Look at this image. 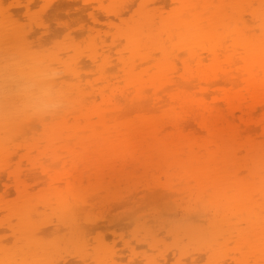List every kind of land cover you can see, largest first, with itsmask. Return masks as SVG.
<instances>
[{
    "label": "bare ground",
    "instance_id": "6f19581e",
    "mask_svg": "<svg viewBox=\"0 0 264 264\" xmlns=\"http://www.w3.org/2000/svg\"><path fill=\"white\" fill-rule=\"evenodd\" d=\"M23 1L17 3L19 10L24 13H21L22 18L26 13L28 19L35 22L34 27L36 25L39 27L38 29L34 28L32 33L37 29L38 34L46 35L49 31L44 24L46 23L44 21L47 20H44L45 16L42 18L39 15L43 20L42 24H39L38 18H32L36 15L30 16V7L35 6L39 0ZM50 1L42 0L44 4H50ZM140 1L141 7L137 9L138 16L133 17L132 15L134 19L131 17L132 19L130 18L129 21L124 19L127 18L124 15L136 4V0L82 1L89 8L99 5L102 12H105L104 20L105 18L118 20L119 24L121 23L118 24L121 27L118 28L119 40L122 37L121 39L124 38L127 41L125 48H121L123 51L121 49L118 51L121 55L120 58L115 60L110 51L113 47L110 50L105 47L108 51L104 47L100 48L101 50L95 47L97 43H95V38L100 35L99 32L91 39V35H88L87 44L91 45L89 49L93 50V54L87 53L88 56L85 54L87 59L90 57V60L97 65L98 71L103 70V74L106 73L103 76L106 78L108 74L107 78L111 77L110 80L113 78L118 81V73H124L126 83L122 87H115L112 79L111 86L102 85L99 87L96 85L90 91L89 83L82 84L83 79L81 81L79 76L80 63L86 57L82 56L81 58H85L81 60L78 55H81V49L79 50L76 45L69 42L71 38L68 39L70 50L63 48L67 47L63 45L59 52L60 54L63 52L62 57L58 53L49 54L52 58L54 56L55 62L57 61L56 66L60 65L58 68L48 67L46 62L40 61L43 55L41 59L46 61L45 54L48 53L45 52L52 50H46L44 45L42 47L46 51L42 50L43 55L38 54L40 58L38 56L31 58L32 53L34 54V44H29L28 41L32 39L26 32L29 27L27 28L25 23L19 24V21L24 22V19L19 17L20 14H14L17 13V8L16 11L11 9L12 6L10 9L6 8V3L3 6L5 0H0V41H2L0 50L3 48L2 45L5 46L3 48L5 53L4 50L2 51L4 56L1 57L0 51V156L2 157L5 153L8 155L4 157L11 159L12 152L17 155L18 150L14 148L17 139L23 141L21 144L17 143V149L19 146V149L28 146V144L24 145L26 142L23 139L31 130L25 127H31L28 121L35 118L39 125L41 124L39 122H42L41 132L46 133V140L48 139L50 143L48 151H51V156H53L48 160H44L47 159L44 156L41 157L43 160L41 158L36 160L38 161L36 166H32L30 163H28L29 165L25 164L24 170L20 169L22 165L21 167L16 166L18 162L13 164L9 159L0 157V160H4V163L0 161L4 164L0 163L2 166H0V174L5 172L2 177L7 173L5 177L8 178L4 184L6 189L19 192L18 196L21 195L20 193L27 192L19 197V199L27 197L25 203L21 200L24 205H21L19 199H16L17 203L11 206V202L4 197V200L2 198L0 200V213H5L0 215L2 218H0V226L2 229L9 226V229L14 233L12 246L10 242L9 244L7 242L8 245L3 242V237V239L0 238V264H53L54 261H49V263L46 261L54 260L56 253L59 255L65 246V250L67 247L69 248L68 244L77 248L67 249L69 252L71 249L81 250V254H84L85 257L95 254L94 251L99 248L98 246L102 242L97 244L98 248L96 245H87L86 234L88 233L86 231H92L94 221L90 225L92 222L90 216V220H84L86 218L85 208L83 209L82 205H91L89 207L92 211L95 201L99 202L105 197L104 199H107L108 202L116 193L111 189L114 188L117 191L118 188L120 190L119 185L122 183L124 184L122 187H125L126 190L141 188L143 192L144 190L145 192L149 191V184L143 180L149 178L147 183L153 181L154 184H161L158 179L161 175L158 176L159 173H156L158 171L166 180V185L162 186L161 192L187 194L195 206H193L194 212L200 215L208 207H213L223 219L222 227L218 233L212 224L205 228L193 222L187 224L186 227L182 226L183 229L185 228L184 232H179L181 228H177L179 230H174V232H182L189 238L188 241L192 237L196 238V243L201 246L206 242L205 246L210 245L213 250L218 252H224V247L230 246L228 244L235 240V245L239 246L237 243L240 242L242 244L240 246H243V250L240 252L242 258L235 255L239 257V261L238 259L232 260L235 264H264V0ZM104 2H107V5ZM36 4L39 9L41 2ZM8 5L10 6V4ZM145 5L146 8L143 9ZM170 5H173L172 10L168 13L164 12L166 6ZM101 10L98 9L100 12ZM16 16L19 17V20L15 18ZM39 16L37 14V17ZM48 17L50 20L52 19L49 14ZM94 21L97 24L100 22L96 17ZM110 21L113 22L112 19ZM48 24L49 22L47 26ZM38 34L36 35L38 37L33 36L35 42L33 40L32 42L37 44L36 40L39 41L38 45L41 47L40 41L43 37L41 38ZM102 43L103 41H101ZM14 48L18 51L13 52ZM30 48H32V53ZM56 48L55 50H57ZM63 49L68 51L65 50V52ZM98 50L102 55L100 51V54L97 53ZM16 52L17 55H15ZM123 52H128L129 56H123ZM52 54L58 56L57 59ZM123 57L124 59H122ZM41 62L45 64L41 66ZM118 69H121L122 72L119 70L117 73ZM64 74L70 78H76L79 82L71 83L72 81H69L70 78H68L66 81L70 83H67L64 81L66 77L64 76L65 83L63 84L61 75ZM58 76H61V80L58 78L60 82L56 79ZM110 83L108 81V84ZM110 89L116 93L114 94L116 98H110L104 106H99L95 102V96L98 94L103 97ZM69 92H72L73 97L68 95ZM110 93H106V95L108 94L109 97ZM74 96H78V98H74ZM84 99L92 100L87 103ZM73 101L75 104H72ZM70 116L71 119L68 118ZM49 119L50 121L47 123L46 120ZM41 132L36 133L39 138L42 137ZM31 136L28 135L27 138H32ZM25 140L27 143L30 141V139ZM5 142H8V145ZM11 147L17 153L15 150L12 151ZM42 150L40 151L42 152ZM62 150H65V154H58L54 157L55 151ZM32 153H29L30 157L26 160L33 159H31ZM37 153L42 155L43 152L36 151L35 154L37 155ZM13 154L12 156H14ZM23 156L16 157L14 161ZM37 158L38 156H35L34 159ZM37 170L50 176V178L46 177L50 179L48 184H43L48 179L43 178ZM32 171L35 173L33 174ZM36 172L38 176L39 174L42 176H39L41 181H36L38 179L35 178L36 182H33V187L27 180L30 186H26V184V187L22 186V184L24 185L22 177L28 176L31 179V175H35L33 178L38 177ZM22 173L25 175L21 177ZM87 174L93 177L89 180L99 178L101 180L109 175L111 182L107 186L103 182L91 184L87 182ZM150 179L151 181H149ZM40 182L42 186L39 185ZM37 185L42 188L38 187L35 192L38 190V192L47 194L44 197L42 193H36L41 197L36 195L37 200H35V195H31L35 192L30 188H35ZM48 185L51 188L45 187ZM84 185L89 188L87 191ZM99 187L104 189L99 192L96 190ZM24 188L26 191H23ZM48 190L51 192L50 195ZM92 190L94 191L92 192ZM8 191L7 193L10 192ZM103 191L104 194H102ZM156 192V195L159 193L158 196L163 195L160 191ZM7 193L4 194L7 196ZM107 193H110L111 197ZM91 195L92 197L97 196L96 200L94 197L95 201L91 202L93 200ZM164 195L165 198L170 196ZM158 196L155 197L168 200L162 199L164 196L160 198ZM89 197L91 198L90 203ZM114 198L117 199V196ZM3 202L7 203L6 207ZM40 209H46L44 211L47 213L53 211L51 214L60 222L58 224L68 228L67 230L61 228L63 232L67 231V234H64L62 230H55L54 233L61 234L55 233L53 242H50L46 233L44 235L43 224H41L48 215L45 214L46 218H41L44 214L41 215L40 212L43 211ZM48 209L49 211H47ZM87 211L89 214L90 211L88 209ZM82 220L91 221L87 222L91 226L88 228L89 230H85L87 225L82 227L83 223L87 224ZM9 229L7 227V230ZM56 229L58 230V228ZM68 232L76 236L72 237ZM62 233L68 241L64 239L66 241L64 243H67L68 246L62 242L64 246L60 248L59 243L64 238ZM84 235H86V239H84ZM60 238L62 239L60 240ZM98 240L100 239L98 238ZM55 242L58 244V248ZM155 244L150 245H154L155 250H158L159 253L160 247L157 243ZM93 247H96L94 251ZM101 247L103 251L102 249L101 252L96 251V258L94 255L87 257L100 260L97 258L98 252H103L106 257L109 255L107 251L112 250L109 253L117 251L106 245ZM175 248L178 250V247ZM249 250L250 252H248ZM51 251L52 254H50ZM223 252L219 253V256L223 257ZM47 253L51 258L47 257ZM112 254L117 255V253ZM112 254L109 255L110 259L112 257L115 259L116 256L114 257ZM79 255L76 256L79 257ZM100 255L99 257L103 261L104 258ZM162 255L161 253V257ZM113 258L111 262L115 264L117 258L115 261ZM95 259L90 261L94 263ZM163 259H165L164 255ZM224 259L221 260L226 261ZM83 260L85 261V259ZM151 261L148 263L162 264L156 259ZM62 263L60 261V264ZM55 264H59V262Z\"/></svg>",
    "mask_w": 264,
    "mask_h": 264
},
{
    "label": "rangeland",
    "instance_id": "374dc122",
    "mask_svg": "<svg viewBox=\"0 0 264 264\" xmlns=\"http://www.w3.org/2000/svg\"><path fill=\"white\" fill-rule=\"evenodd\" d=\"M8 3H7V2ZM23 1V0H22ZM26 1V0H25ZM38 1V0H37ZM70 0H68V2H66V0H51L49 3L50 4H44L43 2H42V0H39V2H36V3H40L41 2V6H39V9H38V4H36L35 3V6L34 5H32L31 7H30V16H33V15H36V16H33L32 18H38V20H40L39 21V24H42V22H43V20H41L44 16H45V18H44V20L45 19H47V20H45L44 22H46V23H44L45 24V26L48 28V33L46 34V35H43L42 36V34H38L39 32H37L38 30V26L36 25V27H37V29H35V32H33L32 33V30L34 29V28H36V27H34V25L33 24H35V22H33L31 19L29 20L28 19V17L26 16V13H25V15H24V17L22 18V14H24L23 12H22V10L20 11L19 10V7H17V3L18 2H21V0H5V2H4V4H3V6L5 5V3L7 4V6H5L6 8H11V6H12V10L13 9H15L14 11H16V8H17V13H14L15 15H18V14H20V16L19 17H21V19H24V22L22 21V20H20L19 21V24H24L25 23V25L27 26V28L29 27V29H28V31H30V29H31V31L30 32H28V31H26L30 36V38H32V39H30V40H28L29 41V44H34V54L32 53V48H30L31 50V53H32V56H31V58H37V56H38V54L40 55H43L41 52H42V50H45V46H46V50L48 49V50H50V49H52V50H55V48L57 49V50H55L54 52H52V50H51V52L49 51H44L45 53H48V54H45V58L47 57V60L45 61L44 59H41L39 56V58H40V61H42V62H46V64H47V66L48 67H51V68H58L57 66H56V62L54 61L55 60V58H54V56H53V58L52 57H50V55H51V53H58V54H60L59 52H61L60 50L62 49V47H63V45L64 46H67V47H63V48H68L69 49V47H71V46H68V43L69 42H71V44L72 45H76L77 47H78V49L80 50L81 49V55L80 54H78L79 56H80V58L82 57V56H85V57H83V58H81V60L83 59L84 60V58H85V60L84 61H81V63H80V72H79V76L81 77V81H82V79H83V82H81L82 84H85V82H88L89 83V90L90 91H92L93 90V86H96V85H98L99 87L101 86L102 87V85H110L111 86V83L110 82H112L113 80V86H115V87H122V86H124L126 83H125V81H124V79H125V77L123 76V74L124 73H118V71L119 70H121V69H118L117 70V73L119 74H117L118 76H119V78H118V81H116L115 79H111L110 80V78L111 77H108L107 78V76H108V74L106 75V78L103 76V75H105L106 73H104L103 74V70L101 71V70H99L98 71V67H97V65L96 64H94V62L93 61H91L90 60V57H88V59H87V53L88 54H93V50H90L89 49V47L91 46L90 44H87L88 43V40H89V36L88 35H91V37H90V39L92 38V36H93V38L95 37V36H97L98 34V32H99V36H97L95 39H96V41H95V47L97 48V49H100V48H105V47H107V48H109V50H110V48H112L110 51L112 52V55L114 56L113 57V59H119L120 58V54H119V49H121V48H125V46L127 45V41L123 38V39H121L120 38V40H122V41H120L119 40V37H120V35H118V34H120V33H118V28L120 27V26H118V24H119V21L118 20H114V18H109L110 20L112 19V21L113 22H115L114 24H112L113 22H111L110 20H108V19H106L105 18V20H104V16L106 17V15H105V12L103 13L102 12V10L99 8V5H97L96 7H94V6H91V7H93V8H89V7H87L85 4H84V2L82 3V1H84V0H71L70 2H69ZM79 1V2H78ZM80 1H81V4H80ZM24 2V1H23ZM43 3V4H42ZM86 3V2H85ZM105 3V5H107V2H104ZM136 4L134 5V6H132V8L131 9H133V10H129L128 11V13H126V15H124V16H127V18H129V19H127V18H124V19H126V20H131L133 17H137L138 16V10L137 9H139L140 7H141V1L140 0H136V2H135ZM8 4H10V6L8 5ZM53 4H55V5H53ZM75 4V5H74ZM76 4H78V5H76ZM134 4V3H133ZM37 5V6H36ZM52 5V6H51ZM105 5L103 6V8L105 7ZM43 6V7H42ZM57 6V7H56ZM83 6H86V7H83ZM50 7V8H49ZM52 7H54V8H52ZM72 7H74V9H71ZM77 8H79V9H77ZM97 8V9H96ZM144 8H146V5L143 7V9ZM172 8H173V5L171 6H166V8H165V10H164V12H166V13H168V12H170L171 10H172ZM32 9V10H31ZM98 9L99 10H101V12L100 11H98ZM48 10H52L51 12H52V15H51V12L50 11H48ZM56 10V11H55ZM43 11V12H42ZM46 11V12H45ZM18 12H20V13H18ZM45 12V13H44ZM56 12V13H55ZM99 12V13H98ZM130 12V13H129ZM134 12H136V13H134ZM22 13V14H21ZM134 13V14H133ZM37 14H38V16L39 15H41L42 16V18H41V16H39V17H37ZM44 14H47V15H44ZM48 14L51 16V20H50V17H48ZM132 15H133V17H132ZM26 16V17H25ZM48 18H47V17ZM18 17V18H19ZM96 17V18H98L99 19V24H97L95 21H94V18ZM113 17V16H112ZM132 17V18H131ZM16 19H18L17 18V16L15 17ZM131 18V19H130ZM116 19V18H115ZM134 19V18H133ZM19 20V19H18ZM108 20V21H107ZM117 21V22H116ZM49 22V24H48V26H47V23ZM56 22V23H55ZM110 22V23H109ZM109 24H111V25H109ZM121 24V23H120ZM119 24V25H120ZM49 25H50V27H49ZM25 26V27H26ZM117 26V27H116ZM123 28H124V26H122ZM121 28V27H120ZM122 28V29H123ZM26 30V29H25ZM37 30V31H36ZM89 30H91V31H89ZM34 31V30H33ZM37 32V34L38 35H40V37L42 38L41 39V41H40V45H41V47L38 45L39 44V41H37L36 40V42H37V44H35V43H33V42H35L34 41V38H33V36H36L37 34H35L34 35V33H36ZM120 32V31H119ZM36 37H38V36H36ZM35 37V38H36ZM47 37V38H46ZM69 38H71L70 40L71 41H69L68 39ZM114 38V39H113ZM32 40H33V42H32ZM72 40H74V41H72ZM46 41V45L44 44V42ZM65 41V42H64ZM69 41V42H68ZM101 41H103V43L101 44ZM1 42V44H2V41H0ZM30 42H32V43H30ZM64 42V43H63ZM63 43V44H62ZM66 43H67V45H66ZM0 44V45H1ZM62 44V45H61ZM70 44V43H69ZM44 45V47H42ZM123 45H124V47H123ZM30 46H33V45H30ZM2 47L3 48H5V46L4 45H2ZM41 49H40V48ZM115 47V48H114ZM1 49L0 51H1V57H2V55L4 56V54L2 53V51L4 50V49ZM16 48H18V47H16ZM43 48V49H42ZM107 48H105L106 50H107ZM17 51H18V49H16ZM15 50V48H14V51L13 52H15L16 51ZM41 50V51H40ZM64 50V49H63ZM62 50V51H63ZM66 50V49H65ZM64 50V51H65ZM70 50V49H69ZM101 50V49H100ZM100 50H98L97 51V53L98 54H100L101 53V51ZM106 50H104V52H106ZM122 50V49H121ZM66 51H68V50H66ZM65 51V52H66ZM99 51H100V53H99ZM108 51V50H107ZM123 51V50H122ZM4 53H5V50L3 51ZM65 52H64V54H65ZM63 53V52H62ZM60 54V57H62L63 56V54ZM50 54V55H49ZM55 54H52V55H55ZM76 54V53H75ZM87 56H86V55ZM15 55H17V52L15 53ZM26 55V54H25ZM24 55V56H25ZM34 55V56H33ZM101 55H102V53H101ZM19 56V55H18ZM21 56V55H20ZM123 56H129V53L127 52V53H125V52H123ZM16 57V56H15ZM25 57H27V56H25ZM55 57H56V59H57V57L58 56H56L55 55ZM102 57V56H101ZM20 58V57H19ZM28 58V57H27ZM38 58V59H39ZM50 58H52V59H50ZM15 59H17V57L15 58ZM21 59V58H20ZM122 59H124V57L122 58ZM41 62V66H43L42 64H45V63H42ZM55 62V63H54ZM85 66V67H84ZM179 66V64L177 65V67ZM44 67H46V65H44ZM143 68V67H142ZM138 70H140V69H138ZM102 72V73H101ZM121 72H122V70H121ZM85 73V74H84ZM101 74V75H100ZM122 76H121V75ZM61 76H63L62 77V80L60 79L61 78ZM61 76H58L56 79H60L61 81H63V78H64V76H66L65 78H64V81L65 82H67V83H70L69 81H72L71 83H78L79 81H77V79L76 78H70V77H68L67 75H61ZM85 76V77H84ZM121 76V77H120ZM105 79H104V78ZM68 78H70V80L69 81H66V80H68ZM58 79V80H59ZM117 79V78H116ZM60 80H59V82H60ZM62 82L63 84L65 83V82ZM105 81H106V84H105ZM108 81H109V83L110 84H108ZM58 82V83H59ZM60 84V83H59ZM86 86V85H85ZM87 89V88H86ZM88 90V91H89ZM89 91V92H90ZM109 92H111L110 94H109V97H108V94L106 95V93H109ZM70 93V92H69ZM68 93V95H70V97H73L72 95H71V93L69 94ZM106 93L103 95V97H101L100 95H96L95 96V102L99 105V106H104L105 104H106V102L110 99V98H116V97H114L115 95L114 94H116L115 92L113 93L112 92V90L110 89V91H106ZM73 95H76V94H74L73 93ZM105 97V98H104ZM74 98H78V96L76 97V96H74ZM87 99H88V97H87ZM87 99H84V100H86V102L88 103H90V101L92 100H87ZM90 99V98H89ZM94 99V98H93ZM71 100V99H70ZM76 100V99H75ZM74 100V101H75ZM72 101V100H71ZM74 101L72 102V104H75L74 103ZM78 101H80L79 99H78ZM77 102V101H76ZM77 104V103H76ZM47 118H49L48 116H47ZM46 118V119H47ZM68 118H72L71 116L70 117H68ZM95 120V119H94ZM97 120V119H96ZM95 120V121H96ZM38 120L35 118V119H33V120H29L28 122H30V123H28L29 124V126L31 125V127H28V126H26L25 128L26 129H30L31 131H30V133L28 134V135H35L34 137H32V138H27V136H26V138H21V139H23L25 142V144L24 145H27L28 144V146H26V147H21L22 149H19V147H18V149L16 148V146H17V143H19V144H21L23 141H18L19 139H17V141H16V143L14 144L15 145V149L16 150H18L17 152H18V154L16 155V154H13V152L12 151H14L13 150V148H12V151H11V149L9 148V150L12 152V154L14 155V156H12V154L10 153V151H9V153L11 154L10 155V157H11V159L10 158H5L4 156L5 155H8V154H5L4 153V155L1 157V159L2 158H5L6 160H8L9 159V161H12L13 162V164L14 163H16V162H18L17 163V165L16 166H20L21 167V165H22V167L20 168V169H22V170H24L25 169V166L26 165H29L28 163H30V164H32V166L33 165H35L38 161H36V160H39L41 157L43 158V156H44V158H47V159H44V160H48V159H50L51 157H53V156H51L52 155V153H51V151H48L49 150V146H48V144H50L49 142H48V139L46 140V133H43V132H41L42 130H41V124H42V122H39V123H41L40 125L38 124V122H37ZM40 121V120H39ZM46 121H48L47 123H49V121H50V119L49 120H46ZM44 122H45V120H44ZM43 122V123H44ZM53 122V121H52ZM26 123V124H27ZM47 123H45V124H47ZM27 124V125H28ZM52 124V123H51ZM33 125H35V126H33ZM24 126V125H23ZM40 126V127H39ZM48 126H49V124H48ZM47 126V127H48ZM28 127V128H27ZM25 128H23V129H25ZM40 129V130H39ZM37 131H39V132H41L40 133V135H42V137H38L37 135H36V133H37ZM38 132V133H39ZM26 133H27V130H26ZM37 133V134H38ZM45 134V135H44ZM44 136V137H43ZM13 137V136H12ZM17 137V136H16ZM25 137V136H24ZM38 137V138H37ZM14 138V137H13ZM19 138V137H18ZM43 138V139H42ZM25 139H30V141H29V143H27V140H25ZM47 141V142H46ZM30 142H31V144H30ZM6 143V142H5ZM8 143V142H7ZM6 143V144H7ZM13 143V142H12ZM5 144V145H6ZM22 144V145H23ZM30 144V145H29ZM8 145V144H7ZM10 145V144H9ZM21 145V146H22ZM33 146V147H32ZM34 146H36V148H38V149H36V148H34ZM7 147V146H6ZM28 147V148H27ZM33 148V149H32ZM44 148V150H42ZM7 149V148H6ZM25 149V150H24ZM30 149H32V150H30ZM36 150L37 152H40V153H42V155L41 154H39V153H37V155L35 154L36 153V151H33V150ZM16 150H15V152H16ZM40 150H42V152L40 151ZM8 151V150H7ZM20 151H23V152H20ZM32 151H33V153L35 154H33L32 153ZM65 150H62V151H55L56 153H55V155H54V157L56 156V155H58V154H62L63 155V153L65 154V152H64ZM16 152V153H17ZM7 153V152H6ZM29 153H32V155L33 156H31V161H30V159L29 160H26L28 157H30V154ZM51 153V154H50ZM50 154V155H49ZM53 154H54V152H53ZM23 156V155H25V156H23V157H21L20 159H16L15 161H14V159L17 157H19V156ZM39 155H41L40 157H39ZM35 156H38V158L37 159H34L35 158ZM41 158V159H42ZM43 160V159H42ZM52 160V159H51ZM50 160V161H51ZM0 161H2V160H0ZM4 161V160H3ZM2 161V162H3ZM33 161V162H32ZM53 161V160H52ZM2 162H0V163H2ZM4 163V162H3ZM2 163V165H4ZM49 163V162H48ZM12 164V163H11ZM26 164V165H25ZM1 166V165H0ZM18 166V167H19ZM36 166V165H35ZM2 167V166H1ZM28 167V166H27ZM31 167V166H30ZM29 168V167H28ZM2 169V168H1ZM19 169V170H20ZM27 169V168H26ZM179 170V169H178ZM37 171H39L38 173H41L40 172V170H37ZM177 171V170H176ZM33 172V171H32ZM156 172V171H155ZM154 172V173H155ZM0 173H1V171H0ZM5 173V172H4ZM3 172H2V174H4ZM29 173V172H28ZM31 173V172H30ZM35 173V171L33 172V174ZM38 173L36 172V175L38 176ZM156 173H159L158 174V176L159 175H161L158 179H160V182L159 183H161V184H154V182L153 181H151V179L149 180V181H151V182H148L147 183V181H148V179L147 180H143V182L145 181V183L146 184H149V191H146L145 192V190H144V192L143 191H141V188H139V189H137V190H126V189H124L125 187H122V185H124L123 183L121 184V185H119V188H120V190L117 188V191H116V189H114L113 188V190L111 189V191H113V192H116V193H114L113 195H114V197L115 196H117V199L116 198H111V199H109L108 200V202H107V199H100L99 200V202H96L95 200H96V198H97V194H95V195H97L96 197L95 196H93L92 197V193H90V194H92L90 197L93 199V200H91V198L89 197V203H90V200H91V202L92 201H95V203H94V205H93V207H92V211H91V207H89V206H91V205H87V204H84V205H82V208L85 210V216H86V218L84 219V220H90L91 219V221H87L88 223H90V225L93 223V221H94V224L92 225V228H91V226L90 225H88V223L86 222V221H84V220H82V221H84V222H86L87 224H85V223H83V225H82V227L84 226L85 227V225H87L86 227H85V230L86 229H88V228H91L92 229V231L90 232V231H86L88 234H86L87 235V238L89 239V241H88V239H86L85 237H86V235H84V239H86V243L88 242V244L87 245H90L91 246V244L93 245V246H95L96 245V247L99 245L98 243H100V241L102 242L101 244H100V246H98L99 248L101 247V246H103V245H106V246H109V247H111V248H115L114 250H117L116 252H112V253H117V255L116 254H112V253H109V252H111V251H107V253L110 255V254H112V255H114V257L116 256V260L117 261H115V259H114V261H115V264L117 263V264H149L148 262L149 261H153V260H155L156 259V261H159L160 263H162L163 264V262H164V264H219V263H221V262H223V263H227V262H229V263H227V264H235V262L234 261H232L233 259H235V261L238 259V261H239V257H237V256H241V254H240V252H241V250H243V246L241 247L240 245H242L240 242L239 243H237L239 246H237V245H235L236 243H234L235 242V240H234V242H232L231 241V243L230 244H228V245H230V246H227V247H224L225 249H224V252L223 251H221V252H223V257H221V256H219L220 254L219 253H221V252H218V251H215V250H213V248L209 245V246H205V244H206V242L205 243H203L202 245L203 246H201L199 243H196V238H194V237H192V239H190V240H192V243H190V240L188 241L187 239H189L187 236H185L182 232L181 233H176V231H178L180 228V230H179V232L180 231H183L184 229H183V227H186V225L187 224H189L190 222H193L194 224H196V225H200V226H203V227H205V228H207V227H209V225H211L212 224V226H215L214 228H216L217 229V233L218 232H220V228L222 227V222H223V219L221 218V215H220V213H218L213 207H208L205 211H203V213L201 214L200 213V215H201V217H199L200 215L199 214H197L196 212H194L195 210H193V208L195 207L194 205H193V202H191L189 199H190V197L187 195V194H172L173 192H166V191H162L161 192V188H162V186L163 185H166L165 183H166V180L164 179L165 177H163L162 176V174L158 171V172H156ZM155 173V174H156ZM2 174H0V182H1V184H0V196H2V197H0V200H1V198L3 199V197H4V199H6L7 201H9V202H11L10 203V206L11 205H15V203H17V202H15V200L16 199H19V197L24 193V194H26L25 192H23V193H20L21 195L20 196H18V193L19 192H15V190H14V192H12V189L11 190H7L6 189V187H5V182L6 181H8V178L7 177H5V176H7V173H6V175H3V177H2ZM32 174V173H31ZM30 174V175H31ZM45 173H41V175L43 176V178H46L47 176H46V174L44 175ZM21 175V174H20ZM25 175V174H24ZM23 175V173H22V175H21V177L22 176H24ZM40 174H39V176L40 177H42ZM27 176V175H26ZM32 176V179L30 178V177H26V178H24V177H22L21 179H22V181H24V185L22 184V186H24V187H26L27 185H31V186H33L34 187V185H32L33 184V182L36 180L35 178H37L38 180H36V181H41V180H39L40 178H39V176L38 177H34L33 178V176H35V175H31ZM92 176L91 175H89V174H87V182H89V183H100V182H103L106 186H107V184H109L111 181H109L110 180V176L108 175V176H105V178L103 177V178H101V180H100V178L99 179H93V180H89L90 178H91ZM161 177H163V178H161ZM4 178H7V179H4ZM29 178V179H28ZM48 178H50V176H48ZM48 178H46V179H48ZM93 178V177H92ZM34 179V180H33ZM45 179V180H46ZM30 182L29 184H28V181ZM31 180V181H30ZM33 180V181H32ZM44 180V179H43ZM43 180H42V183H43ZM50 179H48V181H45V183H43V184H48L50 181H49ZM85 180V181H86ZM35 181V182H36ZM95 181H97V182H95ZM3 182V183H2ZM34 182V183H35ZM41 182L39 183V185H41L42 184ZM144 183V184H145ZM25 184H26V186H25ZM38 184V183H37ZM87 184V183H86ZM85 184V185H86ZM29 185V186H30ZM85 185H84V187H85ZM21 186V187H22ZM42 186V185H41ZM44 186V185H43ZM126 186V185H125ZM38 185L37 186H35V188H30V190H34V192H35V190L36 189H38ZM46 188L48 187V188H51V187H49V185L48 186H45ZM122 187V188H121ZM28 188V187H27ZM26 188V189H27ZM40 188V187H39ZM42 188V187H41ZM40 188V189H41ZM86 188V191H87V189H89V188H87V187H85ZM116 188V187H115ZM45 189V188H44ZM64 189V188H63ZM92 189V188H91ZM90 189V190H91ZM104 188L103 187H99L98 189L96 188V190L97 191H99V192H101V190H103ZM9 192V193H7V191ZM45 190H47V189H45ZM51 190V189H50ZM50 190H48V192H49V195H50ZM83 190V189H82ZM105 190H108V189H105ZM110 190V189H109ZM108 190V191H109ZM115 190V191H114ZM16 191H18L17 189H16ZM23 191H26L25 190V188L23 189ZM29 191V190H28ZM32 191H29V192H31L32 193ZM84 191V190H83ZM94 190H92V192H93ZM156 191H160L161 192V194L163 193V195L162 196H158L159 195V193L156 195L155 193H157ZM47 192V191H46ZM107 192V191H106ZM7 193V196L5 195V194ZM30 193V194H31ZM36 193H42L43 194V192H41V191H39L38 192V190L35 192V194H31L32 196H34L35 195V198L37 197L36 195H38V196H40L39 194H36ZM45 193V192H44ZM76 193H78V192H76ZM96 193H98V192H96ZM105 192L103 191L102 192V194H104ZM4 194V195H3ZM23 194V195H24ZM45 194H47V193H45ZM45 194H43L44 195V197L46 196ZM88 194H89V192H88ZM101 194V195H102ZM116 194V195H115ZM155 194V195H154ZM164 194H168V195H170L168 198H165V195ZM49 195H48V197H49ZM106 195V194H105ZM107 195L109 196V197H111L110 196V193H107ZM112 195V196H113ZM31 196V197H32ZM104 196V195H103ZM158 196V198H160V197H163L162 199H168V200H161V199H157L156 197ZM185 196V197H184ZM41 197V196H40ZM84 197H85V195H84ZM87 197V196H86ZM94 197H95V200H94ZM100 197V196H99ZM108 197V198H109ZM185 199H184V198ZM23 198H25V199H27V197L26 196H24ZM34 198V197H33ZM34 198V199H35ZM106 198H107V196H106ZM156 198V199H155ZM183 198V199H182ZM3 199V200H4ZM25 199H19L20 201L22 200L24 203H25ZM41 199V198H40ZM39 199V200H40ZM121 199V201H119ZM5 200V201H6ZM35 200H37V198L35 199ZM34 200V201H35ZM83 201H88V200H84V199H82ZM20 202L21 203V205H24L23 204V202ZM27 201V200H26ZM79 201H80V199H79ZM115 201V202H114ZM9 202H8V204H9ZM37 202V201H36ZM78 202V201H77ZM191 202V203H190ZM2 203V202H1ZM4 203V202H3ZM18 203H19V201H18ZM34 203V202H33ZM5 204L7 205V203H4L3 205H4V207H6L5 206ZM87 206V208H86V206ZM194 206V207H193ZM3 207V208H4ZM89 207V208H88ZM170 207V208H169ZM7 208H9V207H7ZM43 208V207H42ZM172 208V209H171ZM87 209L91 212H89V214H87ZM5 210H6V208H5ZM41 211H43V212H40L41 213V215H42V213L44 214V216H41V218H46V216H45V214H47L48 215V217L46 218V219H44L43 221H42V223L41 224H43L42 225V227H43V232H44V235H45V233H46V235H47V237H48V239L50 240V242H53V240L52 239H54L55 238V233H54V231L56 230V231H61L62 230V232H63V229L64 230H67L66 228H65V226L64 227H62L61 225H59L58 224V222L59 221H57V218L56 217H53V215L51 214L53 211H49V209L47 210V211H49V213H47L46 211H44V210H46V209H40ZM7 213V212H6ZM83 213V212H82ZM1 214H5L4 212L2 213H0V215ZM90 214H92V215H90ZM199 215V216H198ZM3 216V215H2ZM5 216V215H4ZM49 216H51V217H49ZM82 216H84V214H82ZM81 216V217H82ZM89 216H90V219H89ZM92 216V217H91ZM103 216V217H102ZM0 218H1V216H0ZM102 218V219H101ZM105 218V219H104ZM2 219V218H1ZM36 219H38V217L36 216ZM94 219V220H93ZM95 220H96V222H95ZM14 221V220H13ZM12 221V222H13ZM41 221V220H40ZM81 221V222H82ZM14 222H16V220L14 221ZM13 222V223H14ZM60 223V222H59ZM93 226H94V228H93ZM183 226V227H182ZM8 227V229H9V226H7ZM7 227H6V229L4 228V225H3V228L4 229H2V226H0V230L1 231H3V232H1L0 231V233H1V239H3V242H6V244H7V242H8V244H9V242L11 243L10 245L12 246V244H14L13 242V238H14V233H13V231H11L10 229L9 230H7ZM83 227V228H84ZM56 228H58V230L56 229ZM61 228H63V229H61ZM177 228H179V229H177ZM90 229V230H91ZM84 230V231H85ZM89 230V229H88ZM174 230H176L175 232H174ZM70 231V230H69ZM90 232V233H89ZM184 232V231H183ZM54 233V234H53ZM64 234L66 233L67 234V231L65 232H63ZM63 233H62V236H63ZM69 233V232H68ZM73 233V232H72ZM85 233V232H84ZM57 234V233H56ZM61 234V233H60ZM60 234H57V235H60ZM71 233H69V235H70ZM89 234H90V236H89ZM55 235V236H54ZM73 235H75V234H73ZM73 235L71 234V236L73 237ZM66 236V235H65ZM76 236V235H75ZM89 236V237H88ZM180 236H182V237H180ZM3 237V238H2ZM46 237V236H45ZM59 237H61V236H59ZM64 237V236H63ZM62 237V238H63ZM69 237V236H68ZM68 237H66V238H68ZM178 237H180V238H182L183 239V241H182V239H181V241H180V238H178ZM62 238H60V240L62 239ZM98 238L100 239V240H98ZM47 239V241H49ZM56 239H57V237H56ZM59 239V238H58ZM65 237L62 239V241H60V243H59V245H60V248H61V246H64V245H67V243H64V242H66L65 240ZM69 239H71V238H69ZM179 239V240H178ZM5 240V241H4ZM64 240V241H63ZM13 241V242H12ZM181 242V244H180V242ZM64 243V245H63V243ZM68 242V241H67ZM56 243V242H55ZM62 243V244H61ZM154 244V245H156L155 243H157L158 244V246L160 247V249H159V247H158V249H159V253H158V250H155L156 248L154 247V245H150V244ZM189 243V244H188ZM7 244V245H8ZM53 244V243H52ZM98 244V245H97ZM55 245H57V248H58V244L56 243ZM68 245H70L69 246V248L67 247L66 248V250H65V247L62 249V251L59 253V255H58V253H56V255L55 254H53V255H55L56 256V258L53 256V258H55L54 260L53 259H48V261H46V257H45V261H46V263H49V261H54L53 262V264H55V263H58L59 262V264H60V261H62L63 263L62 264H101V263H104V264H106L107 262H111V259H110V257H109V255L108 256H106L105 257V255L106 254H104L103 252L102 253H100L101 252V249H102V251H103V248L101 247L100 249L98 248L97 250H95L94 251V249L96 248H94L93 247V251L95 252V254H89L90 256L91 255H94V257L95 256H97L96 255V251H100V252H98V254L102 257V258H104L103 259V261H101V258L99 257V255H98V257L97 258H99L100 260H98V259H95V258H93V257H91V258H89L90 256L89 255H87L88 254V252H86L87 254V256H89V257H85L84 256V254H81V250H79V251H75V250H73L74 248H73V246L71 245V244H68ZM67 245V246H68ZM189 246V247H188ZM192 246V247H191ZM200 246L202 247L201 249H200ZM154 249H153V248ZM174 247H178V250H177V248H175L174 249ZM229 247H231V248H229ZM54 248V247H53ZM52 248V249H53ZM59 248V249H60ZM70 248H73V249H71L70 250V252H69V250H67V249H70ZM192 248H194V249H192ZM238 248H240V249H238ZM75 249H77V248H75ZM92 249V248H91ZM161 249H162V254L164 255V258L165 259H167L166 261H164L165 259H163V255H162V257H161V253H160V251H161ZM171 249V250H170ZM173 249V250H172ZM180 249H181V251H180ZM55 250H58V249H55ZM119 250V251H118ZM166 252H165V251ZM226 250V251H225ZM53 251V250H52ZM51 251V253L50 254H52L53 252ZM60 251V250H59ZM58 251V252H59ZM67 251H68V253H67ZM74 251V252H73ZM89 251L91 252V250L89 249ZM49 252H50V250H49ZM72 252V253H71ZM106 252V251H105ZM228 252H229V254H228ZM230 252H234V253H230ZM248 252H250V250L248 251ZM65 253V254H64ZM69 253H71V254H69ZM74 253V254H73ZM83 253H85V252H83ZM121 253V254H120ZM165 253V254H164ZM178 253H180V254H178ZM50 254L48 255V253H47V257L48 256H50ZM60 257H58V256ZM76 255H79V257L78 256H76ZM150 255H152V256H150ZM222 255V254H221ZM235 255H237V256H235ZM65 256V257H64ZM84 258H83V257ZM120 256H122L121 257V260H120ZM169 256V257H168ZM62 257V258H61ZM75 257V258H74ZM82 257V258H81ZM118 257H119V259H118ZM226 257V259H224ZM48 258H51V257H48ZM64 258V259H63ZM78 258V259H77ZM88 258V259H87ZM151 258V259H150ZM184 259V261H183V259ZM240 258H242V256L240 257ZM79 259H82V260H79ZM83 259H85V261L83 260ZM95 259V262L93 263V261H90V260H94ZM109 259V260H108ZM224 259V260H226V261H222V260ZM231 259V260H230ZM63 260H65V261H63ZM86 260H87V262H86ZM97 260V261H96ZM105 260H107L106 261V263H105ZM123 260V261H122ZM229 260V261H228ZM82 261H84V262H86V263H84V262H82ZM151 261V262H152ZM155 261V262H156ZM162 261V262H161ZM171 261V262H170ZM39 262V261H38ZM40 262H42V261H40ZM44 262V261H43ZM51 262V263H52ZM64 262H66V263H64ZM166 262V263H165ZM170 262V263H169ZM231 262H233V263H231ZM41 264V263H40ZM42 264H44V263H42ZM107 264H109V263H107ZM110 264H112V262L110 263ZM150 264H153V262L152 263H150Z\"/></svg>",
    "mask_w": 264,
    "mask_h": 264
}]
</instances>
